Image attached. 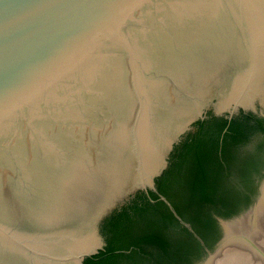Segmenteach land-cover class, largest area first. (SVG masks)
I'll return each mask as SVG.
<instances>
[{"label": "water", "instance_id": "1", "mask_svg": "<svg viewBox=\"0 0 264 264\" xmlns=\"http://www.w3.org/2000/svg\"><path fill=\"white\" fill-rule=\"evenodd\" d=\"M263 106L264 0H0V264H84L197 121ZM219 223L195 264H264V178Z\"/></svg>", "mask_w": 264, "mask_h": 264}, {"label": "trees", "instance_id": "2", "mask_svg": "<svg viewBox=\"0 0 264 264\" xmlns=\"http://www.w3.org/2000/svg\"><path fill=\"white\" fill-rule=\"evenodd\" d=\"M206 116L174 147L167 168L155 178L159 193L198 238L156 195L140 191L104 219V248L84 264L198 263L205 257L203 247L213 250L221 237L212 214L229 219L253 203L255 180L264 176L259 173L264 140L251 151L245 145L252 135L264 133V119L249 112L230 120Z\"/></svg>", "mask_w": 264, "mask_h": 264}, {"label": "flooded vegetation", "instance_id": "3", "mask_svg": "<svg viewBox=\"0 0 264 264\" xmlns=\"http://www.w3.org/2000/svg\"><path fill=\"white\" fill-rule=\"evenodd\" d=\"M262 112H263V114H264V106H263V110H262ZM249 113H251V114H253L255 117H257V118H263L264 119V115L263 114H260V107H258V111L256 112V113H253V112H249ZM195 130V129H194ZM193 130V131H194ZM192 131V132H193ZM252 138L250 139V142H248L246 145H245V149L246 150H248V151H251L252 150V148L254 147V146H257V145H259V144H261V142H263V140H264V133L263 134H260V133H256L255 135H252L251 136ZM262 158V157H261ZM263 158H264V152H263ZM169 164V163H168ZM260 172L259 173H261V174H264V164L263 165H261L260 166V170H259ZM264 178V176L261 178V180ZM261 180L259 181L258 179L257 180H255V187H256V191H257V194H258V192H259V185H260V182H261ZM156 190H157V192H152L154 195H156L157 196V199L158 200H160L159 199V195H160V193H159V190L157 189V187H156ZM145 195H147L148 196V192L147 193H145ZM162 195V194H161ZM257 196V195H256ZM256 198V197H255ZM255 200V199H254ZM254 202V201H253ZM250 207V206H249ZM248 207V208H249ZM245 211V210H244ZM242 213V212H241ZM212 216H213V218L215 219V221H216V225H217V232H219L220 233V235H222V229H221V226H220V223H219V219H224V218H222V217H220V216H218L217 214H215V213H213L212 214ZM183 221V220H182ZM179 222V221H178ZM184 222V221H183ZM180 223V222H179ZM187 226H185V225H183V224H181L180 223V225L181 226H183L184 228H186L187 230H188V232L189 233H191L192 235H193V237H195V238H198V236H197V234L195 233V231L193 230V228H192V226L190 225V223H187V222H184ZM202 243V242H201ZM203 251L205 252V255L204 256H206L207 255V252L209 251V249L206 247V246H204L203 247ZM203 256V257H204ZM205 258V257H204ZM203 258V259H204ZM202 261V260H201ZM200 262V261H199Z\"/></svg>", "mask_w": 264, "mask_h": 264}]
</instances>
